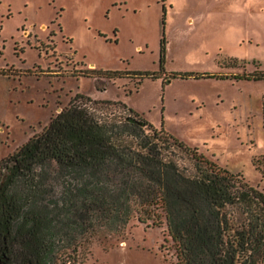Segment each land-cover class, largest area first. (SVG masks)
Listing matches in <instances>:
<instances>
[{
	"label": "rangeland",
	"instance_id": "1",
	"mask_svg": "<svg viewBox=\"0 0 264 264\" xmlns=\"http://www.w3.org/2000/svg\"><path fill=\"white\" fill-rule=\"evenodd\" d=\"M94 67L122 77H85ZM135 70L157 77L138 83L126 73ZM262 71L264 0H0V172L77 99L105 115L130 107L264 192V79L202 75ZM158 220L133 219L122 236L81 244L76 263L176 264L161 213ZM68 251L56 264H76Z\"/></svg>",
	"mask_w": 264,
	"mask_h": 264
},
{
	"label": "trees",
	"instance_id": "2",
	"mask_svg": "<svg viewBox=\"0 0 264 264\" xmlns=\"http://www.w3.org/2000/svg\"><path fill=\"white\" fill-rule=\"evenodd\" d=\"M76 100L1 163L0 264H56L68 250L76 263L81 244L122 236L133 219L154 227L160 213L176 264L264 263L263 191L130 107L105 115Z\"/></svg>",
	"mask_w": 264,
	"mask_h": 264
},
{
	"label": "flooded vegetation",
	"instance_id": "3",
	"mask_svg": "<svg viewBox=\"0 0 264 264\" xmlns=\"http://www.w3.org/2000/svg\"><path fill=\"white\" fill-rule=\"evenodd\" d=\"M162 10H163V16H165V14H166V5H165V3H162ZM163 23H164V17H163ZM61 26V25H60ZM62 29V28H61ZM117 29L115 28V30L114 31H116ZM98 33V35H100V36H103L104 38H105V35L102 33V32H100V31H98L97 32ZM162 38L164 39V41H165V51H166V40H165V37L162 35V37L160 38V42H161V40H162ZM71 39V38H70ZM116 41H117V38L115 39ZM71 42H72V39H71ZM70 42V43H71ZM160 42H159V46H160ZM69 43V44H70ZM160 50V49H159ZM61 53V52H60ZM73 53V52H72ZM164 58H165V55H164ZM159 69L160 70H164V65H160L159 66ZM89 71H86L88 74H86L85 75V77H96L97 78V80H103V81H105V79H104V77H99V76H95V74L96 73H98V72H104L105 73V69H102V68H99V69H96V67H94L93 69H88ZM101 70V71H100ZM93 71H95L96 73L94 74V72ZM135 71H137V70H135ZM140 71V70H139ZM147 72H149V71H147ZM150 73H154V72H150ZM94 74V75H93ZM138 82H139V80H138ZM103 84V83H102ZM104 87H102V89H103Z\"/></svg>",
	"mask_w": 264,
	"mask_h": 264
}]
</instances>
